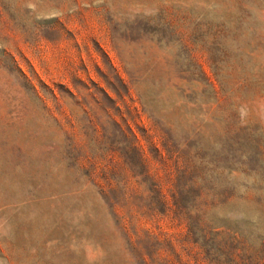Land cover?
Masks as SVG:
<instances>
[{
  "label": "rangeland",
  "instance_id": "rangeland-1",
  "mask_svg": "<svg viewBox=\"0 0 264 264\" xmlns=\"http://www.w3.org/2000/svg\"><path fill=\"white\" fill-rule=\"evenodd\" d=\"M218 4L0 0V264H243L236 241L211 259L189 232L200 184L242 196L205 222L264 239V208L243 187L264 183V88H238L243 68L264 77V0ZM227 13L232 91L216 116L163 24L217 87L191 32Z\"/></svg>",
  "mask_w": 264,
  "mask_h": 264
},
{
  "label": "trees",
  "instance_id": "trees-1",
  "mask_svg": "<svg viewBox=\"0 0 264 264\" xmlns=\"http://www.w3.org/2000/svg\"><path fill=\"white\" fill-rule=\"evenodd\" d=\"M203 2L211 3V5L214 6L219 5L218 0H203ZM222 2L223 5L224 3H230L228 5L229 8L232 7L233 4H236V6L243 11V0H222ZM244 11L246 12L245 9ZM230 16L231 14L227 13L225 16L217 18L216 21H210L207 25L202 23L197 26L195 31L191 32L193 35L195 34L197 36V41H199L198 43H203V47L211 53L209 54V59L211 60V69L215 76V80L217 81L218 88L213 82L209 81L199 64L193 59L184 42V33L178 32V26L173 25L171 20H164L165 22L163 24L166 29H170V31L177 34L181 49H184L187 52V61L193 68H195L196 73H198V78L205 86L202 93L204 94L205 91H208L211 96V101L217 105V108L214 110V114L216 116H220V109L223 108V104L229 100L228 96L232 91V89L228 87L226 82L227 76L223 72V65L225 64L230 51L228 43L236 37L233 33L234 31L230 28ZM243 18L244 17L241 16L238 17L236 22L239 20L242 21ZM243 53H245L244 50ZM242 87L243 99H247V95L251 93L253 94L255 89L264 88V77L257 78L254 74L245 72L243 68V78H241L238 88ZM202 149V147L199 148L200 151H202ZM262 156H264V153H262ZM262 160L264 162V158ZM218 187H220V185L213 188H206L203 184L194 186V188H196L194 200L191 206H187L188 212L186 215L189 232L194 238V241L205 250L211 259H216L222 245V247H224V245L228 242L233 243L236 241L237 244H241L243 246V264H253L251 263L253 259L259 257V255H263L264 253V239L261 240L259 244L254 246L249 236L244 231L242 232L237 228H231L230 226L220 224L214 220H207V222H205V216L209 208L215 207L217 204L223 203L227 200L242 197L239 196L240 194L237 191L238 188L235 185L228 184L225 188L226 191H224L223 194L217 191ZM243 187L244 189H248V191L246 190L247 192L252 191L264 208V183H255L251 186ZM204 189H207V191H204ZM220 236L226 239L224 241L223 239L219 240Z\"/></svg>",
  "mask_w": 264,
  "mask_h": 264
}]
</instances>
